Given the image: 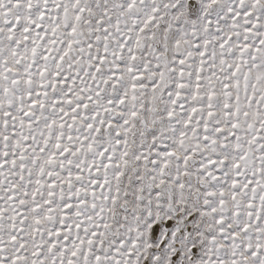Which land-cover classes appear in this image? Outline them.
I'll use <instances>...</instances> for the list:
<instances>
[{
	"label": "snow or ice",
	"instance_id": "obj_1",
	"mask_svg": "<svg viewBox=\"0 0 264 264\" xmlns=\"http://www.w3.org/2000/svg\"><path fill=\"white\" fill-rule=\"evenodd\" d=\"M0 264H264V0H0Z\"/></svg>",
	"mask_w": 264,
	"mask_h": 264
}]
</instances>
